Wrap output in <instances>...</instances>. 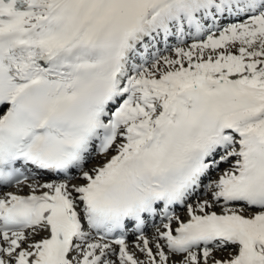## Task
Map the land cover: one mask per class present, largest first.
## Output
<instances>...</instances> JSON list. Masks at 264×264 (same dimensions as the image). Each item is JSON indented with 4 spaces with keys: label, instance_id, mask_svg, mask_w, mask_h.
<instances>
[{
    "label": "snow or ice",
    "instance_id": "obj_1",
    "mask_svg": "<svg viewBox=\"0 0 264 264\" xmlns=\"http://www.w3.org/2000/svg\"><path fill=\"white\" fill-rule=\"evenodd\" d=\"M0 264H264V0H0Z\"/></svg>",
    "mask_w": 264,
    "mask_h": 264
},
{
    "label": "rangeland",
    "instance_id": "obj_2",
    "mask_svg": "<svg viewBox=\"0 0 264 264\" xmlns=\"http://www.w3.org/2000/svg\"><path fill=\"white\" fill-rule=\"evenodd\" d=\"M217 255L222 256V257H227L228 252H220V253H217Z\"/></svg>",
    "mask_w": 264,
    "mask_h": 264
}]
</instances>
